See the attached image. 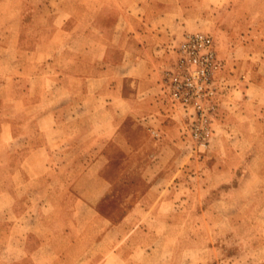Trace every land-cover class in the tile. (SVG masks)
<instances>
[{
    "label": "rangeland",
    "instance_id": "rangeland-1",
    "mask_svg": "<svg viewBox=\"0 0 264 264\" xmlns=\"http://www.w3.org/2000/svg\"><path fill=\"white\" fill-rule=\"evenodd\" d=\"M81 1L0 0V82H3V88L0 89V113L9 117L13 113L19 114L22 119H26V135L20 139L4 137L0 145V190L13 189L23 196L15 203L9 193L0 199V264H34V257L28 253L35 247L33 240L29 239L32 229L35 230L33 238L38 244L42 241L40 233L48 225L71 227L73 234L70 236L73 238L75 232L92 224L91 212L95 211L87 210L82 202L76 205H82L79 207L81 218L73 216L72 209L78 190L72 182L83 165L79 166L80 170L67 171L63 148L52 151L56 155L57 166L51 176L44 177V182L47 178L51 180L44 187L33 177L38 172L35 170L31 171V180H25L24 176L17 174L18 183H10L8 186L4 183L17 163L25 158V152L45 141L40 134H36L35 125L30 121L43 107L28 106L24 102L28 100L25 91L29 80L36 78V71L40 72L41 79L37 76L35 91L29 100L38 97L42 99L44 94L40 88L49 86L54 90L50 98L58 114L60 108L57 104L65 93L58 82L61 60L57 65L53 64L52 55H86L79 53L80 48L84 47L87 49L86 56H91L88 51V45H91L89 41L79 37V40L70 42L73 35L59 31L61 23L83 13V9L78 6ZM102 1L114 6L110 9V6L105 7L100 12L99 30L112 18L111 14L122 11L121 6L137 3L136 0ZM181 1L187 3L189 0ZM89 2L91 0H84V3ZM189 3L192 6L191 0ZM193 6L195 13L186 19L187 30L183 37L173 40L168 47L169 56L160 82L161 99L167 105L169 117L177 121L179 127L176 139L178 145L173 141L171 144L181 154L160 153V145L157 143L160 135L152 132L151 137L136 121L127 120L123 126L121 142L111 141L107 146L109 164L103 174L113 185L97 204V210L111 222H119L149 185L143 167L156 163L157 170L152 167V175L156 176L179 162L180 168L185 169L184 173L176 176V181H180L179 186L165 187L169 194L178 198L177 202L165 203L163 206L167 211L175 208L179 216L173 219H145L143 227L150 231L149 237H140L136 244L126 243L121 246L119 256L113 257V261H123L125 254H128V257L141 264H264V90L256 89L247 95L248 101L241 105L249 114L245 120L237 115L232 118L228 116V112L236 111V107L234 111L231 108V100L244 99L236 66L233 68L230 63L232 58L238 59L239 55L236 49H232L233 42L242 33L240 28L251 23L252 9L257 10L253 16L255 18L264 10V0H194ZM14 19L20 21V26L14 29L12 35ZM95 30L93 34L96 36L99 31L97 28ZM196 31L207 32L213 37L221 64L217 78L222 90L211 124L212 133L205 143L190 135L186 110L174 104L163 87L165 71L173 64L181 40L186 34ZM44 67L49 73L48 77L42 71ZM18 70L21 74L15 76ZM242 70L249 74L241 75L242 79L251 82L253 75L248 67L243 66ZM17 97L19 106L12 107L11 102ZM253 116H258L259 120H253ZM52 124L51 142L57 144L60 142L62 127L59 122ZM28 134L33 135L30 138ZM130 143L136 147L135 154L127 153L125 149ZM89 158V155H83L82 164H86ZM20 178L23 179L19 181ZM28 196L32 199H28ZM17 212L24 215L18 218ZM106 224L100 222L94 227L102 231ZM85 247V241L77 245L71 243L69 238H63L55 242L52 248L47 247L46 259L51 255L54 264L57 253L63 251L74 261L82 255L81 249ZM97 250L101 253L94 254L100 258L94 257L93 261L101 259L107 251L103 247ZM40 253L43 258V250ZM83 255L87 256L85 259L91 257L90 252Z\"/></svg>",
    "mask_w": 264,
    "mask_h": 264
},
{
    "label": "crops",
    "instance_id": "crops-1",
    "mask_svg": "<svg viewBox=\"0 0 264 264\" xmlns=\"http://www.w3.org/2000/svg\"><path fill=\"white\" fill-rule=\"evenodd\" d=\"M189 1L185 3L181 0H136V5L126 3L121 6L122 11L119 14H111L112 18L107 20V24L99 30L100 12L105 7L110 6L108 8L110 9L114 5L105 4L102 0H91L89 3H84L83 0L81 4H78L83 9V13L61 23L60 33L73 35L70 42L79 40V37L89 41L91 45H88V51L91 52V56H86L87 49L84 47L80 48L79 53L86 55H62L65 57L52 55L53 64L61 60L58 66L60 70L58 82L59 87L65 93L57 104L60 108L58 114L57 109H53L50 98L54 90L49 86L40 88V92L44 94L42 99L38 97L29 100L35 91L37 76L41 79L40 72L36 71V74L34 73L36 78L29 80L25 91L28 100L24 102L28 106L43 107L42 111L30 118V121L35 125L36 134H40L45 141L25 152V158L17 163L11 176L4 183L6 186L10 183H18L17 174L24 176L25 180H31L29 179L32 177L31 171L35 170L38 172L33 177L39 180L41 187H44L51 182L48 178L44 182V177L51 176L57 166L56 155H53L52 151L63 148V159L66 160L64 164L67 171L80 170L79 166L83 165L72 182L73 187L78 190L72 209L73 216L75 218L82 216L79 208L82 205L76 206L78 202H82L87 210L95 212H91L92 224L75 232L73 238L70 236L73 234L71 227L48 225L40 233L42 241L37 244L36 239L33 238L35 230L32 229L29 239L33 240L35 247L28 253L34 257L32 260L34 264H53L50 254L49 259H46V253L48 248H52L55 242L63 238H69L71 243H77V245L85 241L86 247L81 249L82 255L74 261L68 258L63 251L57 253L54 264H90L91 262V264H141L128 257V254H125L123 261L120 259L113 261V257L119 256V248L126 243L136 244L140 237H149L150 231L143 227L145 219L149 217L173 219L179 216L175 208L168 211L163 209L165 203L177 202L178 198L169 194L165 187L179 186L180 181H176L178 180L176 176L185 172V169L180 168L179 162L173 164L169 170L166 169L163 174H156V176L152 175L153 169L157 170L156 163L145 165L143 174L148 178L149 185L119 222H111L107 216L102 215L97 210V204L107 195L113 185L111 180L103 174V170L109 164L107 146L111 141L121 142L123 126L127 120L136 121L151 137L152 132L160 135L157 139L160 153L181 154V151L174 145L175 143L178 145L176 141L179 136L178 122L169 117L167 113V105L160 96V82L169 56L170 43L183 37L187 30L186 19L191 18L195 13L194 0H191L192 6L188 5ZM256 11L255 8L252 9L250 27L247 24L240 28L242 33L233 42L232 49H236L239 55L238 59L231 57L230 63L233 64V68L236 66L235 70L237 77L241 80L240 90L244 99L242 101L231 100L233 103L231 108L234 111L236 107V111L228 112L230 118L237 115L245 120L246 115L249 114H246L241 105L248 101L247 95L256 89L264 90V81L261 80H264L262 70L264 65V10L255 18L253 16ZM19 26L20 21L14 19L12 35ZM96 28L99 34L95 36L93 32L96 33ZM243 66H247L248 71L252 73L251 82L246 81L245 78L242 79L241 75H249L247 71L242 70ZM42 71L45 76H49L45 67ZM28 73L32 72L28 71ZM19 74H21L20 70L15 76ZM16 80L18 81L17 78ZM2 84L3 82H0V89L3 88ZM11 103L12 107L19 106L18 97L13 98ZM251 118L255 121L259 120L258 116ZM25 121L26 119H22L19 114L13 113L9 117L0 113V145L4 137L13 136L15 139L24 137L26 135ZM57 122L60 123L62 130L59 135L60 142L55 144L51 142L50 128L52 123L57 124ZM28 135L31 138L33 134ZM172 141L174 144H171ZM125 149L127 153L137 152L136 147L131 143ZM83 155L90 156L86 164H82ZM8 193L12 195L14 203L19 202V198L23 197L17 191L7 188V191L0 190V199L5 198ZM28 199L32 197L28 196ZM219 201L223 200L219 199ZM17 214L18 218L24 215L19 212ZM100 222L107 223L102 231L94 227ZM101 247L107 251L101 259L93 261L94 257L100 258L95 254L101 253L97 250ZM42 250L43 258L40 253ZM85 252H90L91 257L85 259L87 257L83 255Z\"/></svg>",
    "mask_w": 264,
    "mask_h": 264
},
{
    "label": "built area",
    "instance_id": "built-area-1",
    "mask_svg": "<svg viewBox=\"0 0 264 264\" xmlns=\"http://www.w3.org/2000/svg\"><path fill=\"white\" fill-rule=\"evenodd\" d=\"M220 61L213 37L207 32H190L181 40L177 56L165 71L166 95L186 110L190 135L205 143L217 112V99L222 90L217 78Z\"/></svg>",
    "mask_w": 264,
    "mask_h": 264
}]
</instances>
